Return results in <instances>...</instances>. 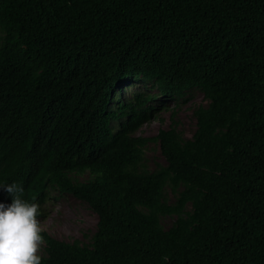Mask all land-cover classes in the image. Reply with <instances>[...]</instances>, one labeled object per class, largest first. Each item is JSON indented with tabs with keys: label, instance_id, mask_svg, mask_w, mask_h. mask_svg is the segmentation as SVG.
Wrapping results in <instances>:
<instances>
[{
	"label": "trees",
	"instance_id": "trees-1",
	"mask_svg": "<svg viewBox=\"0 0 264 264\" xmlns=\"http://www.w3.org/2000/svg\"><path fill=\"white\" fill-rule=\"evenodd\" d=\"M136 78L148 89L119 97ZM190 90L206 102L189 136L172 120L136 134L167 107L156 98ZM147 142L163 157L151 168ZM13 182L28 202L71 193L96 214L85 241L42 230L41 264H264V0H0Z\"/></svg>",
	"mask_w": 264,
	"mask_h": 264
},
{
	"label": "rangeland",
	"instance_id": "rangeland-1",
	"mask_svg": "<svg viewBox=\"0 0 264 264\" xmlns=\"http://www.w3.org/2000/svg\"><path fill=\"white\" fill-rule=\"evenodd\" d=\"M150 82L140 78L129 79L121 86V95L128 96L135 89H148ZM151 90V89H149ZM185 99L178 98H156L157 102L164 103L167 107L158 110V117L143 123L137 128L136 134L152 135L158 128H165L175 123L183 136H189L194 128V117L192 109L197 104L205 103L206 100L198 90H190L185 93ZM145 155L148 157V166L151 168L154 161H163L157 146V142H147ZM88 176L86 171L79 173V179H85ZM42 211L38 217L40 227L51 236L71 240L79 238L82 241L87 240L83 233H89L95 226L96 214L87 205L84 200L69 194L63 193L50 199L40 206ZM171 221L170 216H162L161 223L168 225ZM42 246V245H41ZM40 246V250H41ZM39 250V252H40Z\"/></svg>",
	"mask_w": 264,
	"mask_h": 264
},
{
	"label": "clouds",
	"instance_id": "clouds-1",
	"mask_svg": "<svg viewBox=\"0 0 264 264\" xmlns=\"http://www.w3.org/2000/svg\"><path fill=\"white\" fill-rule=\"evenodd\" d=\"M117 95L127 97L121 95V89ZM0 189L12 197L11 204L0 203V264H41L38 252L44 240L38 220L40 205L23 199L24 188L15 182L0 184Z\"/></svg>",
	"mask_w": 264,
	"mask_h": 264
}]
</instances>
